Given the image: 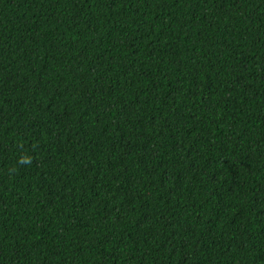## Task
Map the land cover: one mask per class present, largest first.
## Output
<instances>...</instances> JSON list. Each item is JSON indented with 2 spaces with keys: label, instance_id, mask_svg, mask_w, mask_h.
<instances>
[{
  "label": "trees",
  "instance_id": "trees-1",
  "mask_svg": "<svg viewBox=\"0 0 264 264\" xmlns=\"http://www.w3.org/2000/svg\"><path fill=\"white\" fill-rule=\"evenodd\" d=\"M0 264H264V0H0Z\"/></svg>",
  "mask_w": 264,
  "mask_h": 264
}]
</instances>
